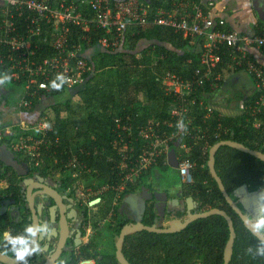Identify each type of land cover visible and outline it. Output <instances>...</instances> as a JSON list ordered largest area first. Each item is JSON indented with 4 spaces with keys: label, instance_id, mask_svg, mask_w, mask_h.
<instances>
[{
    "label": "trees",
    "instance_id": "trees-1",
    "mask_svg": "<svg viewBox=\"0 0 264 264\" xmlns=\"http://www.w3.org/2000/svg\"><path fill=\"white\" fill-rule=\"evenodd\" d=\"M71 1L68 0V2ZM150 1L157 6L163 0ZM87 9L86 5L84 11ZM88 13L91 16L94 15L91 11ZM27 15H29L28 12H24V16ZM257 31L258 33L261 31V26ZM91 33L92 43L85 45L84 54L89 49L95 51L91 59L86 53L91 64H95V73L77 92L61 90L51 93L54 96L74 92L79 96L80 107L72 109L69 102L65 103L62 108H67L71 114L64 116L62 108L59 105L55 106V117L50 116V120L59 140H55L56 136L51 141V150L47 152L48 155L56 153L59 160L67 162L72 154L69 150L71 151L75 146V151L83 162H87L94 168L95 166L100 167L112 177L113 181L114 179L120 180L121 176L117 173H120L119 165L122 155L112 143L116 135L115 119L122 118V121L126 122L128 117L132 118L131 123L135 129L134 142L127 153L134 158L142 147L140 145L142 141L136 140L138 137L136 129L145 128L152 123L159 129L162 126H156V121L168 116L173 97L166 93L163 85L165 72L171 70L185 78L189 77L200 66L204 39L192 43L190 38H185L172 28L130 24L124 36L119 38V45L104 48L99 43V38L105 34L104 31L92 30ZM107 36L114 38V34ZM262 49L264 50V47ZM222 55L223 60L215 69V74L219 70L228 68L232 62V52L225 46L222 48ZM251 58L256 60L252 56ZM242 69L241 66H235L232 72ZM100 73L104 74L103 78H97V74ZM7 74L0 69V80L4 82L6 78L11 81ZM226 82V79H222L218 87L213 88L211 82L208 81L204 86L198 87L188 99L189 102L195 101L190 104L192 111L189 114L195 117L196 122L203 123L202 118L207 112V105H211L215 111L209 120L211 132L219 126L220 122L229 129V132L222 133L221 139L210 137V146L222 140L232 139L264 152V116L261 127L256 128L250 113L242 108L246 103L254 104L259 91L256 89L254 97L249 96L251 100L247 99L248 101L244 100L242 93L235 95L232 99L224 100L222 103L226 105L234 99L244 102L240 108L236 107L231 111L229 106L225 109L221 107L222 104L219 103L221 100L218 104H215L213 100L216 90ZM10 97L9 93H6L7 103ZM46 99L47 97L42 100L36 99L35 104ZM83 112H86V115L82 116ZM44 114L49 115L50 113L43 110ZM81 144L83 152L77 150ZM193 146L187 157L195 163L196 180L189 185L190 190L184 191L185 194L192 195L196 199L197 211L220 208L232 216L237 237L230 264H264V256L257 255V249L261 246L259 241L262 240L245 227L240 216L226 201L210 172L209 152L204 153V143L193 144ZM89 151L90 154L87 153ZM108 154L111 155V161L108 160ZM48 155H43L45 159L48 158L45 161L54 159H50ZM97 157L104 158L106 162L101 163ZM167 168H171L174 173L178 172L177 169L166 164L164 159H159L157 165L150 167L142 174L145 175L143 179L139 177L135 183L128 184L126 191L135 189L139 181H143L144 185L149 183L150 175L155 169L161 172ZM216 170L230 195H234L239 186L243 184L248 185L253 191L264 189V161L235 147L224 145L219 148L216 153ZM112 171L117 173L114 172V175ZM106 173L104 175H107ZM180 178V175H175V185L178 184ZM229 237L230 228L226 218L213 214L192 221L186 228L174 233H156L145 230L128 235L127 257L132 264H224V251Z\"/></svg>",
    "mask_w": 264,
    "mask_h": 264
},
{
    "label": "built area",
    "instance_id": "built-area-1",
    "mask_svg": "<svg viewBox=\"0 0 264 264\" xmlns=\"http://www.w3.org/2000/svg\"><path fill=\"white\" fill-rule=\"evenodd\" d=\"M86 5L88 9L84 11ZM214 6L213 0H163L157 6L150 0H0V69L8 73L12 82L23 87L20 102L9 104L5 111L7 99L0 96L2 131L17 128L19 139L13 143L14 149L38 164L43 155H48L57 134L50 115L40 114L28 121V114L34 113L36 99L52 97L51 93L61 90L77 92L95 73V64L84 54L85 45L92 43V30L104 31L99 43L108 48L120 44L119 38L130 24L165 26L190 38L192 43L204 39L200 66L187 78L171 70L165 72L163 85L173 101L168 116L156 121V126L161 128L152 123L136 129V140L142 141L137 157L127 153L134 142L132 118L128 117L126 122L115 119L116 135L112 143L122 159L121 177L113 186L117 190L125 189L167 156L169 150L177 154L182 181L193 184L195 163L187 157L193 144L204 143V153L209 152L210 137L221 139L222 133L229 132L221 122L211 132L209 120L215 112L211 105H207L203 123L196 122L189 114L190 104L195 101L188 99L198 87L208 81L213 88L218 87L229 69L233 71L235 66H241L254 77L259 91L255 103H246L242 108L250 113L256 128L261 127L264 116V66L257 64L247 51L250 47H264V26L258 34H244L230 27L225 18L211 16L210 8ZM24 12L29 15L25 17ZM109 34H114V38H109ZM223 46L232 52V62L215 74L223 60ZM4 116L9 124L5 123ZM188 139L190 142H186ZM79 151L83 152L82 148ZM69 152L72 153L70 160H62L65 165L74 169L84 165L75 149Z\"/></svg>",
    "mask_w": 264,
    "mask_h": 264
},
{
    "label": "flooded vegetation",
    "instance_id": "flooded-vegetation-1",
    "mask_svg": "<svg viewBox=\"0 0 264 264\" xmlns=\"http://www.w3.org/2000/svg\"><path fill=\"white\" fill-rule=\"evenodd\" d=\"M4 118L9 124L7 116ZM16 134L12 128L0 131V147L5 145L12 151L11 157L5 156L12 164L0 157V251L16 257L14 249L21 245L12 241L23 239L31 249L22 264H121L117 242L125 226L139 222L137 211H129L127 198L131 194L154 195L153 184L162 183L161 177L152 174L149 183L139 181L127 194L126 189L114 188L106 171L87 162L74 169L54 153L48 155L54 158L51 161H45L48 158L44 156L35 163L14 149L11 137ZM176 185L181 191L191 188L181 179ZM155 203V199L152 204L147 201L140 221L166 227L153 207ZM128 235L123 244L126 258Z\"/></svg>",
    "mask_w": 264,
    "mask_h": 264
},
{
    "label": "water",
    "instance_id": "water-1",
    "mask_svg": "<svg viewBox=\"0 0 264 264\" xmlns=\"http://www.w3.org/2000/svg\"><path fill=\"white\" fill-rule=\"evenodd\" d=\"M228 145L231 147H235L241 151L250 153L261 160L264 161V152L258 149H252L246 146L243 143L238 141H234L232 139L222 140L214 144L209 151V160L208 166L212 176L217 181L221 192L223 193L226 201L233 208V210L240 216L245 227L250 230L256 237L260 240H264V236L254 233L251 230L249 221L255 220L258 215H260V204H264V191L259 193L249 192L245 186H240L235 195H237V199H234L232 195L227 191L226 186L218 174L216 170V153L221 146ZM1 159L5 160L7 163H11L10 159L7 157H11L12 151L5 145L0 147ZM175 160V167L177 166V161ZM177 188V187H176ZM251 193V194H250ZM160 194L163 196L161 197ZM182 195V194H181ZM263 195V196H261ZM155 199L157 203L153 205L156 208V212L158 217L161 218L162 221L169 219L168 225L166 227H157L156 225H145L140 220L143 218V213L147 207V201ZM127 201L130 204V210L137 211L139 214V222L134 225H127L124 227L120 238L117 242V258L121 264H132L128 258L123 253V244L124 239L128 234H132L137 231L147 230L150 232L156 233H174L183 230L190 224L192 221H195L199 218H204L213 214H219L226 218L230 228V237L227 241L225 251H224V264H230V261L234 252V244L237 237V231L235 228L234 220L231 215H229L225 210L220 208H211L205 211H197L198 202L192 195L182 197H173L170 198V194L168 191L165 192H156L154 195L145 194L140 196L137 194H131L127 198ZM138 202V203H137ZM247 211V213L245 212ZM251 212V213H250ZM186 214L184 216H178V214ZM36 236V233L34 234ZM33 236V238H34ZM28 247V246H27ZM31 249V247H29ZM28 259V253L24 256L23 259H17L16 257L9 256L0 251V262L4 264H22L24 261Z\"/></svg>",
    "mask_w": 264,
    "mask_h": 264
},
{
    "label": "crops",
    "instance_id": "crops-1",
    "mask_svg": "<svg viewBox=\"0 0 264 264\" xmlns=\"http://www.w3.org/2000/svg\"><path fill=\"white\" fill-rule=\"evenodd\" d=\"M213 1L215 2V6L213 8H210L211 16L215 18H225L230 27L241 31L244 34L254 35L258 33L257 30L260 26L261 27L264 26V0H213ZM247 51L249 52L250 56L254 57L257 61H259L257 62L256 60L253 59L257 64L264 66V50L262 48L250 47ZM93 56L94 55H92L89 58L91 59ZM224 79H226L227 82L216 90L221 92V95H219L220 100L222 99L226 101L229 98L232 99V97H234L235 95L245 92L247 90H249L250 92L249 94H246L247 97L244 98V100L250 99L249 96H251V98L254 97V94L256 92L255 79L253 76L251 77L250 74L246 73L243 69L235 72V75L233 77H230L229 74L225 73L223 80ZM244 81L246 83L245 87L241 86ZM58 96L59 95H54L52 97H49V99ZM41 108L42 107L39 108V104H36V109L34 111L38 112V109ZM174 159H175V153L173 152L172 154H169L167 156V160L165 161V163L170 165V167H174V169H176V167L174 166L175 165ZM155 172L157 173V171ZM159 175H161V177L163 176L161 172L159 173ZM153 185H154L153 186L154 191H158L160 193L168 191L171 197H182L183 195H185L184 189H182L183 191H181L179 190L180 186L177 185L179 188H176L177 186H174L173 183L171 184L170 182L167 183L159 182V183H154ZM241 186H245L248 189V191L252 193L254 192L259 193L264 191V189L262 188L253 191L249 188L248 185L245 184ZM237 198H238L237 195H235L234 199ZM129 211L132 212L130 210V207H129ZM245 212L247 213V211ZM168 221L169 220H165L164 224L168 225Z\"/></svg>",
    "mask_w": 264,
    "mask_h": 264
},
{
    "label": "rangeland",
    "instance_id": "rangeland-1",
    "mask_svg": "<svg viewBox=\"0 0 264 264\" xmlns=\"http://www.w3.org/2000/svg\"><path fill=\"white\" fill-rule=\"evenodd\" d=\"M86 53L88 54V57H91L92 55H94L93 53H95V51L94 50H87ZM226 73L229 74L230 77H233L235 75V71L232 72V69H229ZM7 77H8V74H7ZM103 77H104L103 73L97 74V78H103ZM1 85H3V86H1ZM241 86H244V87L246 86L245 81L242 83ZM0 91H1L0 96L3 98H6V93H9V95L11 96L8 103L6 102L4 105V111L7 109L9 104H11V103L12 104H15V103L18 104L21 100L22 95H23V87L19 84L12 82V81L6 80V78H4V82L0 80ZM249 92L250 91L247 90L245 92H242V94H244V97L246 98L247 97L246 94H249ZM219 95H221V92H219V91H217L215 93V95H213V100H214L215 104H218V102L220 100ZM67 102L70 103L72 109L80 107L79 106V102H80L79 96L75 95L74 92L73 93L71 92V94H60L58 97H55L52 99L47 98L45 101L39 103V108L40 107H42V108L38 109V112L32 111L34 113L28 114V121L34 120L35 118L39 117L40 114H43V110L50 113L49 114L50 116L55 117V106L59 105L60 108H62L63 107L62 105H64ZM222 102H224V100L221 99V101L219 102L222 104L221 107L225 109L226 107L229 106L231 111L233 109H235L236 107L240 108L241 105L244 103V102H239V100H237V99L232 100V102H230L229 105L223 104ZM61 111H62V115H64V116H66V114H71V112L68 111L67 108H62ZM85 113L86 112H83L81 115L83 116ZM16 130H17V128H16ZM11 138H13V139H11V140H13L12 141V144H13L16 141H18L19 135L16 134L14 137H11ZM169 154H172V152L170 150H169ZM159 173H160V171H157V173H154V174H156V175L158 174V178H160L161 176H159ZM161 174H163V176L160 178L162 183L170 182L171 184L175 181V175H177V176L179 175L178 172H176V173L172 172L171 168H167V170L161 171ZM165 174H168V175L165 176ZM234 196H235V194L233 195V197Z\"/></svg>",
    "mask_w": 264,
    "mask_h": 264
},
{
    "label": "clouds",
    "instance_id": "clouds-1",
    "mask_svg": "<svg viewBox=\"0 0 264 264\" xmlns=\"http://www.w3.org/2000/svg\"><path fill=\"white\" fill-rule=\"evenodd\" d=\"M84 141H82V143H83ZM216 144V143H215ZM82 145V144H81ZM81 145H79L78 147H77V149L79 150L80 148H81ZM73 149H75V146H74V148ZM171 151V150H170ZM210 151V150H209ZM172 153L174 152V151H171ZM88 154H90V151L89 152H87ZM175 153V152H174ZM168 155H169V153H168ZM167 155V156H168ZM177 154L175 153V159H176V156ZM108 156V160H112V158H111V155H107ZM167 156L165 155L162 159H164L165 161L167 160ZM135 157H137V156H135ZM134 157V158H135ZM97 159H99L100 161H101V163H103V162H106L105 160H104V158H102V157H97ZM176 161H177V159H176ZM121 162V161H120ZM177 163H179L178 161H177ZM155 165H157V164H155ZM155 165H152V166H155ZM109 166V165H108ZM152 166H150V167H152ZM109 167H111V166H109ZM149 167V168H150ZM148 168V169H149ZM147 169V170H148ZM176 169H177V171L179 172V170H178V164H177V166H176ZM102 170V169H101ZM104 171V170H103ZM146 171V170H145ZM144 171V172H145ZM155 171H157V170H155ZM154 171V173H156ZM115 171H112V173L115 175V173H117V172H115ZM143 172V173H144ZM110 174H111V172H109ZM153 173V174H154ZM117 174H119V173H117ZM120 175V174H119ZM180 175V174H179ZM194 175H195V173H194ZM142 176V175H141ZM141 176H139V177H141ZM139 177H137V178H139ZM181 177V176H180ZM137 178H135V180H134V182L133 183H135L136 182V180H137ZM120 179V178H119ZM181 180H182V178H180ZM117 179H114V181H113V185L116 183V182H118L119 180H117ZM195 180H196V178H195ZM183 183H185V182H183ZM185 184H187V185H192V184H188V183H185ZM174 186H177V185H175V184H173ZM128 187V186H127ZM126 187V188H127ZM125 188V189H126ZM177 188H178V186H177ZM129 192H131V191H129ZM129 192H127V194L129 193ZM185 196H188V195H186L185 194ZM150 204H152V200H150V202H149ZM156 203H157V201H156ZM154 205V204H153ZM259 208H260V215H258V217L255 219V220H250L249 221V224H250V227H251V230L254 232V233H256V234H259V235H262V236H264V204H260L259 205ZM178 216H180V215H178ZM181 216H184V215H181ZM167 220H169V219H167ZM28 231L30 232V233H32L33 235L35 234L34 232H33V230L31 229V228H29L28 229ZM12 243L13 244H16V243H19L20 245H21V248L20 249H14V251H15V254H16V258L17 259H23L24 258V256L29 252V249H28V247H27V242L25 241V240H23V239H18V240H16V239H14L13 241H12ZM259 243H260V247L257 249V255H259V256H264V240H262V241H259Z\"/></svg>",
    "mask_w": 264,
    "mask_h": 264
}]
</instances>
